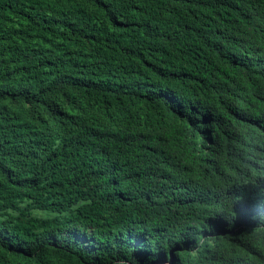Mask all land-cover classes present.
Here are the masks:
<instances>
[{"label":"trees","instance_id":"trees-1","mask_svg":"<svg viewBox=\"0 0 264 264\" xmlns=\"http://www.w3.org/2000/svg\"><path fill=\"white\" fill-rule=\"evenodd\" d=\"M264 264V0H0V264Z\"/></svg>","mask_w":264,"mask_h":264},{"label":"rangeland","instance_id":"rangeland-1","mask_svg":"<svg viewBox=\"0 0 264 264\" xmlns=\"http://www.w3.org/2000/svg\"><path fill=\"white\" fill-rule=\"evenodd\" d=\"M155 264H165V263L162 262V261H158V262H156Z\"/></svg>","mask_w":264,"mask_h":264}]
</instances>
